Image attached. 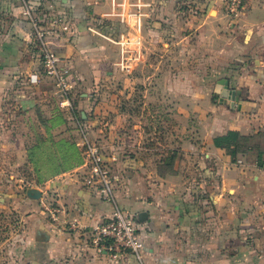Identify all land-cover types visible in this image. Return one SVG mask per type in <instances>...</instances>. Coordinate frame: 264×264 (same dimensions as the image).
<instances>
[{
	"label": "crops",
	"instance_id": "0c3cea01",
	"mask_svg": "<svg viewBox=\"0 0 264 264\" xmlns=\"http://www.w3.org/2000/svg\"><path fill=\"white\" fill-rule=\"evenodd\" d=\"M31 2L51 31L50 11L66 17L69 30L47 41L70 86L64 94L30 80L41 69L39 41L22 0H1L0 144H30L43 186L32 187L39 196L0 195V209L17 213L0 264H264V0H245L237 20L216 0ZM121 77L165 102L162 115L175 120L169 156L149 151L141 125L133 139L121 123L118 95L105 91ZM225 83L238 93L235 108L221 101ZM229 131L242 136L235 159L214 142ZM84 133L107 140L117 202L138 216L141 260L91 245L88 229L115 205L82 185ZM46 196L57 220L43 210Z\"/></svg>",
	"mask_w": 264,
	"mask_h": 264
},
{
	"label": "built area",
	"instance_id": "2783aa9c",
	"mask_svg": "<svg viewBox=\"0 0 264 264\" xmlns=\"http://www.w3.org/2000/svg\"><path fill=\"white\" fill-rule=\"evenodd\" d=\"M1 1V0H0ZM221 4L232 19L237 20L245 7V0H216ZM25 8L24 14L31 21L32 28L39 41L41 69L30 76V80H50L61 93L69 90V70L65 67L62 57L54 51L47 41V35L58 30H69L66 17L61 11L49 12L53 30L47 29L41 21L33 15V4L31 0H22ZM125 18L123 13L122 19ZM124 43V42H123ZM121 67L129 69V50L123 46ZM82 148L84 153V171L82 185L90 192L98 195L104 201L115 205L112 216L103 222L88 229L91 245L99 252H105L113 259H118L124 253L129 252L136 255L140 260L143 258L144 241L140 233L138 216L125 211L117 202L115 190L118 177L113 172L112 160L104 152L102 146L94 142L87 134H83ZM43 210L57 220L60 212L59 206L47 196L41 199Z\"/></svg>",
	"mask_w": 264,
	"mask_h": 264
},
{
	"label": "rangeland",
	"instance_id": "374dc122",
	"mask_svg": "<svg viewBox=\"0 0 264 264\" xmlns=\"http://www.w3.org/2000/svg\"><path fill=\"white\" fill-rule=\"evenodd\" d=\"M125 71L129 70L125 69ZM123 72L121 70V74ZM128 84V81L121 77L112 86L105 87L107 93L118 95L115 105L121 123L126 124V128H129V125L132 126L133 129L129 128L126 131L133 135V139L139 138V132L134 129V126L138 129L141 125L146 131L143 133V139L145 145H150L148 146L149 151H157L163 157L169 156L167 145L170 143L169 133L173 130L175 120L171 118L168 120L162 115L167 110L164 107L165 102L161 106V102L148 99L141 92L140 85L142 84L139 82L133 88ZM177 124L179 129H182V121ZM102 140V143H98L97 140L94 142L97 144L107 142V140ZM30 147V144H5L4 147L0 144V195L8 192H25L29 188L43 186V182L35 178L37 173H40V169L36 164L35 151H32ZM2 209H0V246L4 239H10L12 236L11 223L17 217V213H13V210L5 212Z\"/></svg>",
	"mask_w": 264,
	"mask_h": 264
},
{
	"label": "trees",
	"instance_id": "16d2710c",
	"mask_svg": "<svg viewBox=\"0 0 264 264\" xmlns=\"http://www.w3.org/2000/svg\"><path fill=\"white\" fill-rule=\"evenodd\" d=\"M214 142L217 146L226 148L234 159L243 144L242 136L237 131H229L227 134L217 136Z\"/></svg>",
	"mask_w": 264,
	"mask_h": 264
},
{
	"label": "water",
	"instance_id": "95a60500",
	"mask_svg": "<svg viewBox=\"0 0 264 264\" xmlns=\"http://www.w3.org/2000/svg\"><path fill=\"white\" fill-rule=\"evenodd\" d=\"M220 91L221 101L225 104H229L232 108H235V102L238 99V93L235 90L229 88V84L225 83L222 88H218ZM28 194H33L34 196H39L40 192L37 189L31 188L27 190ZM142 221V217L139 216Z\"/></svg>",
	"mask_w": 264,
	"mask_h": 264
}]
</instances>
